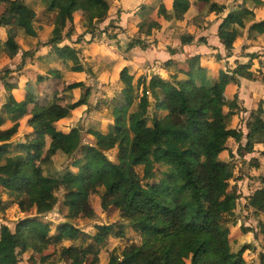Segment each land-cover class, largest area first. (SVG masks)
Wrapping results in <instances>:
<instances>
[{
  "label": "trees",
  "instance_id": "1",
  "mask_svg": "<svg viewBox=\"0 0 264 264\" xmlns=\"http://www.w3.org/2000/svg\"><path fill=\"white\" fill-rule=\"evenodd\" d=\"M195 1L208 4L211 12L225 9L224 4L211 0ZM39 3L54 13L50 36L44 44L54 48L61 62L70 61L71 70L92 73L90 66L81 63L77 48L60 43L73 33L77 11L84 15L90 28L87 32L93 37L96 23L108 15L109 0H39ZM189 6V0H173L171 13L162 3L157 12L169 20L181 17ZM0 7V27L6 30L2 45L16 53L19 46L14 31L37 36L36 13L27 0H0ZM251 14L252 10L241 6L223 18L217 35L227 56L237 36L230 26H243L244 17ZM137 26L138 33L145 35L160 28L153 19H143ZM192 39L190 35H182L180 42L187 44ZM135 46L146 47L139 38L130 41L127 48ZM28 54L22 53V62ZM187 64L185 72L177 71L184 74V79L173 73V79L169 80L153 75L147 82L145 77L136 81L142 90L135 106L130 110L128 103L114 105L112 125L105 133L93 130L94 144L83 142L79 127L70 134L57 128L58 121L86 103L87 94L75 102L64 105L53 102L43 107L33 98V91H26L29 99L17 100L11 93L13 86L3 82L7 96L0 107V184L10 198H16L14 202L20 210L33 208L37 214L52 211L58 203L56 191L62 188V204L69 217L80 212L90 216L93 212L90 195L99 194L101 208L115 207L121 223L116 229L114 224L97 225L93 235L68 223L58 224L56 233L50 234L49 222L36 217L18 221L13 231L1 225L0 264H15L19 252L41 253L63 238L82 235V239L87 237L95 244H103L111 235L122 237L126 227L139 233L141 242L124 246L119 254L112 252L106 264H186L188 257L190 264H247L242 254L248 247L236 252L230 249L226 224L233 215L237 196L224 185L228 165L219 159L226 148V138L240 141L243 136L242 131L227 128L229 112L223 111L226 86L232 77L220 69L217 78L211 81L198 56L188 58ZM43 79L39 77L40 81ZM119 80L123 84L121 94L131 97L133 76L126 67L120 70ZM75 84L67 85L66 90L77 87ZM234 99L229 103L231 107ZM23 116H27L26 124L32 131L12 147L10 140ZM6 118L12 124L1 128ZM248 127L244 150L251 152L254 144L264 145V120L256 115ZM112 149H116L114 158L106 153ZM78 151L82 157L73 162L76 172L67 170L55 177L43 173V166L55 154L71 157ZM248 204L263 212L264 188L254 191ZM5 205L0 195V211ZM259 229L264 237V222L259 223ZM67 251L74 253L69 264L98 261L99 251L91 244L72 246ZM88 254L93 255L91 261H87ZM40 260L47 261V255H41Z\"/></svg>",
  "mask_w": 264,
  "mask_h": 264
},
{
  "label": "rangeland",
  "instance_id": "2",
  "mask_svg": "<svg viewBox=\"0 0 264 264\" xmlns=\"http://www.w3.org/2000/svg\"><path fill=\"white\" fill-rule=\"evenodd\" d=\"M27 3L36 13L35 23L38 34L32 37L26 35L22 30H17L16 33L15 29V38L19 46L16 53L10 52L2 45V42L5 41L6 30L2 35L0 34V77H4L0 81V107L7 96L3 82L14 87H11V93L14 97L19 98L21 96L24 99H29L24 91H33V98L43 107H47L53 102L58 104L75 102L87 94L86 103L72 110L69 116L58 124V128H62L64 132H61L64 134H70L73 128L79 127L85 143H95L93 130L103 133L108 131L109 126L113 123L112 108L114 105L128 103V109L130 110L135 106L142 90L141 86H137L136 81L145 77L147 82L153 75L162 77L161 74H165L161 71L173 62L168 59L170 57L168 51L171 50V45L175 44L177 38L173 37L167 29H152L150 35L138 33V31L136 33L127 32V30H123L118 26L119 11L111 12L110 9L105 20L96 23L92 37L87 32L90 28L86 26L84 15L77 11L74 14L73 33L70 37L65 38L60 45L66 44L77 48L81 63L90 66L92 73L75 72L71 70L70 61L61 62L62 60H58L54 48L44 44L50 36L54 13L46 11L39 0H27ZM219 3H224L230 11L241 6L253 11L251 15L244 17V27L236 26L239 33L233 41L230 56H227L223 48L220 50L219 47L209 42V39H211L209 32L201 30L203 23L208 25L215 24V22L219 23L221 15L226 13V9L221 14H214L215 17L211 15L212 20H197L195 24L198 25V22L203 23L201 26L198 25V28L192 33L194 45L190 48V52L185 56H179L181 62L185 59L186 64L181 71L185 72V69L188 68L187 59L201 47V53H212L213 55L215 51H218L222 55H215V60L219 66H215L214 71L208 72L211 81L218 76L220 69L227 71L228 75L232 77L226 86V105L223 107V111L224 113H230H228L226 119L227 128L240 130L243 136L240 141H236L234 138H226L224 140L226 148L219 154V159L228 165L224 185L226 189L235 191L234 193L237 196L233 215L226 224V231L229 234V244L232 252H236L242 247H248L242 254L243 259L247 264H260L262 261L264 262V237L260 232L259 223L264 222V211L260 212L249 206L248 200L254 191L264 188L262 182L264 177V155L262 154L264 145L254 144L251 152L244 150V145L247 141L246 134L249 123L253 121L256 115L264 120V23L262 22L264 21V5L261 3L253 4L251 0H245L244 2L242 0H219ZM144 17L147 21H150V19L156 20L157 17L159 19L163 18L153 8L147 11ZM259 22L261 24L250 27L251 23ZM175 23L176 27L182 28L181 20L172 22L171 26ZM204 34L206 35L204 36ZM137 38L141 39L146 47L142 49L140 46H135L128 49V43ZM86 39H88V43L112 46L116 53L126 60L124 61L125 64L130 65L131 61L134 62L133 68L126 66L128 73L133 76L134 89L131 97L128 96L127 98L124 94H121L123 84L119 80V72L124 67L123 63L118 61L117 67L112 68L113 72L102 77L103 71L110 72L108 69L111 68V65L106 63L104 66L105 61L101 63L97 60H89L92 57L84 51H91L93 45L83 44ZM203 39H206L208 44L202 45L200 41L202 42ZM80 43L81 46L77 47L76 45ZM95 49L93 48V50ZM24 51H28L30 54L22 62L21 55ZM97 53L98 51L93 52V54ZM245 64L246 66H244ZM240 65L243 66L240 67ZM7 70L9 72L6 73ZM173 73L177 78L183 76L177 72ZM173 73H168V76L164 78L173 79L171 76ZM40 76H42V79L44 78L42 81L39 80ZM74 82L77 87L67 88L68 90H66V86H70ZM19 88L23 90L22 94L19 92ZM233 99L235 104L234 107H231L229 103ZM26 117L23 116L18 122L17 132L10 140L12 147L16 142L24 139L25 133L22 135L21 132L27 125ZM11 124L12 122L6 118L1 128H7ZM106 153L114 158L116 149L108 150ZM81 157L82 153L80 151L71 157L57 153L52 160L43 166V173L55 177L60 176L67 170L76 172L77 168L73 162ZM136 169L138 172L141 171L139 167ZM63 192L62 188L56 191L58 203L52 211L37 214L33 208L22 212L17 203L14 202L16 198L14 200L10 198L0 184L1 200L6 202L4 209L0 211V227L6 225L13 231L18 221L36 217L41 221L49 222L50 234L56 233L58 224L68 223L87 235H93L96 232L97 225L114 224L116 229L121 223L118 210L115 207L109 206L105 210L101 208L99 194L90 195L89 200L93 210L90 216L80 212L76 217H69L66 206L62 204ZM140 242L141 235L127 227L122 237L111 235L103 244H95L91 238L84 237L82 239V235H79L77 238H63L53 242L41 253L30 250L19 252L17 255L18 261L15 264H69L74 253H72L73 251H67V249L72 246H87L88 244L93 245L99 251L98 261L95 264H106L112 252L119 254L124 246L131 243L139 244ZM41 255H47L48 260L42 262L40 260ZM86 258L87 261H91L93 255L88 254ZM86 264L90 263L87 262ZM186 264H190V257L186 259Z\"/></svg>",
  "mask_w": 264,
  "mask_h": 264
},
{
  "label": "crops",
  "instance_id": "3",
  "mask_svg": "<svg viewBox=\"0 0 264 264\" xmlns=\"http://www.w3.org/2000/svg\"><path fill=\"white\" fill-rule=\"evenodd\" d=\"M211 1L216 2L218 4H224V3H219V0H211ZM260 1H261V4L264 5V0H260ZM172 2H173V0H112V1H109L110 6H111V8H110L111 12L119 11L118 26H120L123 30L124 29L127 30V32H130V33L131 32L136 33L137 29H138L137 24L145 18L144 17L145 13L147 11L151 10L152 8L155 9V11H157L158 5L161 3L164 5L166 10L171 13L172 12ZM189 4H190L189 9L181 17L171 18L169 20L165 19V18H162V19H159L158 17L156 18V21L160 24V28H162L163 30L167 29L169 32L172 33L173 37L177 38V40L175 41V44L171 45V50L168 51V53L170 54L169 55L170 57H168V59L172 60L173 62L169 67H167L166 69L161 71L165 74V75L161 74L162 78L167 77L168 73L170 74L173 72H177L179 69H181V68L183 69L186 66V64L184 62L185 59H184V61L181 62L179 56H181V55L185 56L188 52H190L189 50L192 47V45H194V43H193V39H192V41L190 43L181 44L180 37L182 35H190V36L194 37L192 33L195 31V29L198 28V25L201 26V24L203 23V22H198V25H197V24H195L197 22V20H201V21L202 20H212L210 16L211 15L213 17L216 16V15H214V14H216V12L213 11V13H212L211 11H209V7H207L208 4H206L204 2L189 0ZM226 9L227 8L225 7V9L222 12H219L218 14L223 13ZM229 11L230 10L227 9L226 13H223L221 15V20L219 21V23L215 22V24L211 23L210 25H208L207 23H203V25L201 26V30H204L205 32H209V37L211 38V39H209V42H212V44H214V46L219 47L220 50L222 48L225 50V48H224L223 44L221 43V41L217 35V32H218L219 26H220L223 18L227 15V13ZM173 20L175 22H178L181 20L182 28L176 27L175 26L176 23L173 24V26H171V23L174 22ZM243 22H244L243 24H245L244 19H243ZM251 24H253V23H251ZM236 26H238V25H231L230 27H233L236 30V33H237L236 35L238 36L239 31H238ZM239 27H244V25L239 26ZM4 30H5L4 28L0 27V34L1 35L4 32ZM183 31H185L186 33ZM178 33H179V35H178ZM206 34H208V33H206ZM206 34H204V36ZM87 41H88V39H86V42ZM86 42L83 41V44H91L90 46L93 45V47H91V51H84V52H87V54L92 57V59H89V60H97V62H101V63H103L105 61V63H103V65L106 63L111 65V68L108 69V70H110V72L103 71V74L101 73L103 75L102 77L108 76L111 72H113L112 68L117 67L116 65H117L118 61H120V63L122 62L124 67L130 66L133 68L134 62L131 61L130 65L128 63L125 64L124 61H126V60L121 55L119 56L116 53V50L114 48H112V46H109L106 44H100L99 45V44H95V43H91V42L90 43H88V42L86 43ZM200 43H202V45H206L207 40L203 39L202 42L200 41ZM76 46L80 47L81 43L77 44ZM93 48H96V49L93 50ZM97 51H98L97 54H93V52H97ZM193 53L194 54H192L190 57H192V56H198L199 57L200 65L206 69L207 75L209 74L208 73L209 71L215 70V66H219L215 60V57H216L215 55H221V53H219L218 51H215V53H213V55H212V53H201V47H200L199 50H197ZM213 58H214V60H213ZM58 60H60V59L58 58ZM79 73H82V72H79ZM181 75H183V76L180 77L179 79H184L185 78L184 74H181ZM22 91L23 90L19 88V92H21V94H22ZM24 92L26 93V91H24ZM15 99L23 100L24 98H22L20 96L19 98L15 97ZM62 105H64V104H62ZM78 107H76V108H78ZM76 108H74L73 110H75ZM64 119H66V118H64ZM64 119H61L60 121L57 122V128H58L59 122H62ZM58 129L60 131L64 132V130L62 128H58ZM31 131H32L31 127L29 125H26V127L23 128L21 134L23 135L24 133H29Z\"/></svg>",
  "mask_w": 264,
  "mask_h": 264
}]
</instances>
